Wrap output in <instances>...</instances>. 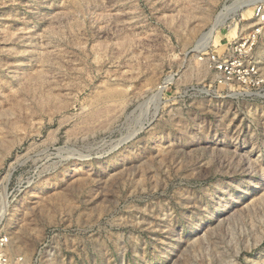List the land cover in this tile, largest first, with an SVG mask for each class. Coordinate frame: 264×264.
<instances>
[{
  "label": "rangeland",
  "instance_id": "374dc122",
  "mask_svg": "<svg viewBox=\"0 0 264 264\" xmlns=\"http://www.w3.org/2000/svg\"><path fill=\"white\" fill-rule=\"evenodd\" d=\"M257 8L0 0V255L264 264Z\"/></svg>",
  "mask_w": 264,
  "mask_h": 264
},
{
  "label": "built area",
  "instance_id": "2783aa9c",
  "mask_svg": "<svg viewBox=\"0 0 264 264\" xmlns=\"http://www.w3.org/2000/svg\"><path fill=\"white\" fill-rule=\"evenodd\" d=\"M256 17L260 20V27L256 28L252 33L251 37L245 39L242 44H239L238 47H243L247 43H249L251 46L254 43L256 36L260 33L262 25H264V13L261 10V8H257ZM220 69H222L224 73L228 74V63L222 62ZM245 71L250 75L256 73L254 66H252L251 64L247 65V69ZM20 261L21 259H17L13 262H10L5 256L0 255V264H20L21 263Z\"/></svg>",
  "mask_w": 264,
  "mask_h": 264
},
{
  "label": "bare ground",
  "instance_id": "6f19581e",
  "mask_svg": "<svg viewBox=\"0 0 264 264\" xmlns=\"http://www.w3.org/2000/svg\"><path fill=\"white\" fill-rule=\"evenodd\" d=\"M228 7H229V6H228ZM227 9H228V8H227ZM229 10H230V9H229ZM229 10H227V12H228ZM225 11H226V10H225ZM222 15H223V13L220 14V17H221ZM218 17H219V16H218ZM218 17H217V18H218ZM216 20H217V19H216ZM217 22H219V21H217ZM210 34H211V32H210ZM207 38H209V37H207Z\"/></svg>",
  "mask_w": 264,
  "mask_h": 264
}]
</instances>
